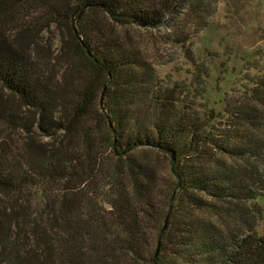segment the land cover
I'll list each match as a JSON object with an SVG mask.
<instances>
[{
    "label": "trees",
    "instance_id": "1",
    "mask_svg": "<svg viewBox=\"0 0 264 264\" xmlns=\"http://www.w3.org/2000/svg\"><path fill=\"white\" fill-rule=\"evenodd\" d=\"M187 1L0 0V264H264L263 76L200 113L103 20Z\"/></svg>",
    "mask_w": 264,
    "mask_h": 264
},
{
    "label": "rangeland",
    "instance_id": "2",
    "mask_svg": "<svg viewBox=\"0 0 264 264\" xmlns=\"http://www.w3.org/2000/svg\"><path fill=\"white\" fill-rule=\"evenodd\" d=\"M103 20L118 40L154 70L160 82L168 79L191 86L197 65L207 62L204 92L193 100L200 113L206 108L220 110L225 91L227 97L242 102L241 77L264 78V0L176 3L155 28L120 27ZM40 35L49 55L57 57L59 32L51 28ZM58 70L61 74L63 67Z\"/></svg>",
    "mask_w": 264,
    "mask_h": 264
}]
</instances>
